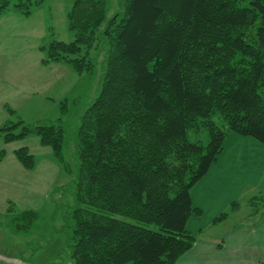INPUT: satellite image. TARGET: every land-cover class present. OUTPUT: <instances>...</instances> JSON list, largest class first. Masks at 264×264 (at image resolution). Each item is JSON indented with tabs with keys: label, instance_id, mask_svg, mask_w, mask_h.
<instances>
[{
	"label": "trees",
	"instance_id": "1",
	"mask_svg": "<svg viewBox=\"0 0 264 264\" xmlns=\"http://www.w3.org/2000/svg\"><path fill=\"white\" fill-rule=\"evenodd\" d=\"M42 1L0 0V18L11 6L29 16ZM109 1L72 0L66 18L73 39L40 47L43 64L91 75L99 63L102 71L98 94L73 130V205L54 229L64 245L46 264H175L195 240L189 218L201 214L191 190L227 134L264 146V0H118L108 16ZM201 132L206 143L196 137ZM28 135L65 167L61 117L0 126L4 143ZM13 154L34 168L27 147ZM37 218L8 201L0 225L22 233Z\"/></svg>",
	"mask_w": 264,
	"mask_h": 264
},
{
	"label": "rangeland",
	"instance_id": "2",
	"mask_svg": "<svg viewBox=\"0 0 264 264\" xmlns=\"http://www.w3.org/2000/svg\"><path fill=\"white\" fill-rule=\"evenodd\" d=\"M248 1L243 0L242 5ZM71 4L72 0H43L33 8L30 16L21 15L11 6L0 18V126L6 121L17 120L27 125L55 123L61 117L66 130L62 147L65 167L54 159L51 148L42 145L36 135L10 143H4L0 138V151L5 153L0 160V214L5 213L8 200L20 210L32 208L38 212L37 221L29 231L14 233L0 225V264H20L28 259L33 264H46L55 259L57 250L64 245V235L54 229L60 224L61 211L66 212L73 205L69 185L76 167L73 130L79 115L97 96L102 74L99 63L91 75L77 74L66 64H53L51 67L61 69L57 77L41 70L40 67L44 66L38 64L37 48L43 57L41 46H46L51 40L67 42L73 39V31L68 28L66 18ZM107 8L109 16L119 10L120 4L118 0H110ZM99 54L96 50L90 52V56L95 58ZM65 99L68 101L61 108ZM6 104L14 109V113L5 110ZM197 136L206 143L205 132ZM225 143L220 163L226 166L230 165L227 157L230 149ZM22 146L34 155L35 166L31 170L23 168L12 153ZM236 189L239 193L237 191L231 198L235 200L226 201ZM195 201L203 209L204 218L224 212L230 216V226L246 223L249 215L264 213V187L258 189L255 183L247 182L238 188L236 185L231 193L216 194L212 199L199 193L197 199L194 197ZM224 201L227 203L223 204ZM214 225L210 223L209 227ZM224 225L218 224L213 231H221Z\"/></svg>",
	"mask_w": 264,
	"mask_h": 264
},
{
	"label": "crops",
	"instance_id": "3",
	"mask_svg": "<svg viewBox=\"0 0 264 264\" xmlns=\"http://www.w3.org/2000/svg\"><path fill=\"white\" fill-rule=\"evenodd\" d=\"M40 32L44 33L41 30ZM37 50L39 52L37 55L38 64L44 66L40 67L41 70L49 71L51 72L48 73L49 75L54 74L57 77V72L61 69L51 66L63 63L43 64L42 54L39 48ZM48 99L52 101L51 98ZM225 142L228 143L226 145L228 150L230 149V154L227 156L230 158V165L225 166L220 163L222 150L207 174L195 185L196 187L192 188V204L201 210V214L192 215L189 218L187 228L196 234L195 240L191 248L182 254L175 264H264V213L260 215L254 213L246 217L248 219L246 223L231 224V226L228 215L217 222L218 224H226L223 226L224 228L221 231H213L218 224L215 223L214 226L209 227L210 223L221 212L216 216L210 215L204 218L203 209L198 206V202H193L194 197L197 199L199 193L206 195L208 199H212L216 194H225L229 191L231 193L236 185L238 188L247 182L255 183V188L258 189L264 187V146L235 133H228ZM237 191L238 189L230 196V199L237 194ZM230 199L226 201L235 200ZM226 201L223 204L227 203ZM190 224L194 225L191 227Z\"/></svg>",
	"mask_w": 264,
	"mask_h": 264
},
{
	"label": "built area",
	"instance_id": "4",
	"mask_svg": "<svg viewBox=\"0 0 264 264\" xmlns=\"http://www.w3.org/2000/svg\"><path fill=\"white\" fill-rule=\"evenodd\" d=\"M20 264H26V263L20 262Z\"/></svg>",
	"mask_w": 264,
	"mask_h": 264
}]
</instances>
